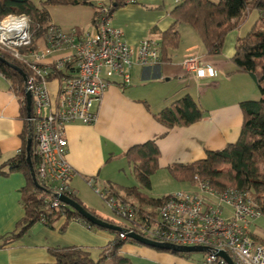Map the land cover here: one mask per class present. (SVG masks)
<instances>
[{
  "label": "crops",
  "instance_id": "crops-1",
  "mask_svg": "<svg viewBox=\"0 0 264 264\" xmlns=\"http://www.w3.org/2000/svg\"><path fill=\"white\" fill-rule=\"evenodd\" d=\"M176 1L171 0L168 5L164 0H138L113 12V24L124 31L127 42L135 49L146 37L161 43L160 63L134 64L129 84L114 76L113 85L99 105L98 123L93 126L74 123L67 128L69 160L76 171L71 187L99 213L89 196L91 190L95 191L89 184L90 179L96 181L97 187L110 186L119 195L126 193L123 188L139 185L126 156L130 147L158 139L162 155L160 168L152 175L155 181L158 175H163L161 172H169L168 166L172 163L193 162L204 158L208 150L234 143L242 125L240 102L262 96L257 94L259 88L252 75L237 72L232 61L238 38L251 31L261 12L250 9L246 19L228 34L220 54H208L198 33L191 26L180 24L179 47L170 51V60L162 62L161 38L174 22L171 11ZM47 10L51 24L64 30L77 28L80 34L95 30L96 5H48ZM38 43L44 44L42 39ZM190 54L212 64L217 69L216 75L196 78L186 72L182 62ZM188 94L206 110L203 119L189 126L174 127L166 133L168 129L156 121L154 114ZM21 100L23 97L14 93L8 79L0 74V166L4 171L9 170L5 163L23 146L25 121ZM123 161L126 169L120 168L119 163ZM26 183L23 172H0V264H54L55 258L49 252L54 247H84L97 258L101 249L114 240L115 234L110 230L89 228L79 220L68 222L62 229L65 219L61 218L54 227L38 222L20 239L4 245V237L15 230L25 214L21 189ZM252 229L263 230L264 218L257 220ZM121 254L129 258L131 264H198L203 260L133 242H126Z\"/></svg>",
  "mask_w": 264,
  "mask_h": 264
},
{
  "label": "built area",
  "instance_id": "built-area-1",
  "mask_svg": "<svg viewBox=\"0 0 264 264\" xmlns=\"http://www.w3.org/2000/svg\"><path fill=\"white\" fill-rule=\"evenodd\" d=\"M23 17L26 25L21 23ZM112 20L111 6L100 0L92 33L80 34L77 28L67 31L51 24L42 38L43 45H34L27 14L10 13L0 20V48L29 69L26 90L32 95L29 121L35 143V173L39 183L56 195L54 207L66 205L57 195H76L70 184L76 171L69 160L68 126L98 123L99 105L114 76L129 84L134 64L160 63L159 41L146 37L135 49ZM182 64L196 78L217 73L196 54L187 55ZM209 67L213 75L208 74ZM61 70L65 74H59ZM53 80L58 81L54 94L49 86ZM196 181L194 191H179L165 198L155 215L143 214L110 186L97 187L94 179L89 184L118 216L131 223V231L158 242L210 248L198 264H229L219 251L228 253L235 264H264V229H252L263 214L249 193L236 188L220 190L198 177ZM120 237L128 235L121 232Z\"/></svg>",
  "mask_w": 264,
  "mask_h": 264
},
{
  "label": "trees",
  "instance_id": "trees-1",
  "mask_svg": "<svg viewBox=\"0 0 264 264\" xmlns=\"http://www.w3.org/2000/svg\"><path fill=\"white\" fill-rule=\"evenodd\" d=\"M138 0H136L137 2ZM112 12L127 0H107ZM93 4L91 0H42L37 4L34 0H0V20L10 13L27 14L32 21V36L34 45L42 39L51 25L48 5ZM97 6V4H96ZM251 8L258 9L262 16L244 37L238 38L232 61L237 72L249 73L254 78L260 92L259 99H246L240 102L242 111V125L239 136L234 143H228L217 150H208L204 158L189 163H172L168 166L171 176L180 182L191 183L196 187V177L209 180L217 189L236 188L249 193L264 218V0H177L171 15L173 24L162 34V62L170 60V51L179 47L181 33L180 24L191 26L199 35L208 54L223 52L228 34L238 28L246 19ZM0 56L22 68L29 74V69L21 62L10 57L0 48ZM73 70V68H71ZM0 73L10 82V87L18 96H22V115L24 131L22 133L23 146L21 150L5 164L9 166L0 172L20 171L26 177V185L21 189L24 216L17 222L13 232L4 237V245L20 239L38 222L48 227L54 225L61 218L65 219L62 229L73 220H81L95 229L110 230L115 234L114 240L104 246L97 258L91 256L84 247H54L49 252L55 258L54 264H131L129 258L121 254V248L126 242L139 244L129 237L123 239L121 232L126 235L134 229L128 221L121 222L115 218L103 216L94 208L84 203L75 194L72 198L82 204L90 213L112 224L120 226L117 231L96 226L69 205L52 206L56 195L47 187H38L31 177L27 160V141L33 138L32 124L27 112L26 80L22 74L12 66L0 61ZM59 74H65L63 70ZM54 74L52 77H54ZM54 79V78H53ZM206 110L191 95H185L154 114V118L168 130L174 127L189 126L203 119ZM158 139H151L130 147L126 156L132 165L138 180V186L125 187V194L120 196L133 204L136 203L140 212L156 214L159 204L170 195L162 198L149 196L145 190L152 188V175L160 168L162 155ZM33 142L31 155L34 169L36 157ZM196 189V188H195ZM119 194V193H118ZM254 224L252 225L253 228ZM175 255L186 256L172 250L155 248Z\"/></svg>",
  "mask_w": 264,
  "mask_h": 264
},
{
  "label": "water",
  "instance_id": "water-1",
  "mask_svg": "<svg viewBox=\"0 0 264 264\" xmlns=\"http://www.w3.org/2000/svg\"><path fill=\"white\" fill-rule=\"evenodd\" d=\"M0 61L7 63L8 65L12 66L13 68H15L17 71H19L22 76L24 77V79L26 80L27 74L22 70V68H20L19 66L13 64L12 62L8 61L7 59L3 58L0 56ZM26 98H27V112H28V116H30L31 114V110H32V95L29 91L26 92ZM32 145H33V138L30 137L27 141V160L30 166V172H31V177L33 179V182L36 186L38 187H43L37 177H36V173H35V169H34V165L32 163V155H31V149H32ZM57 197L59 198L60 201H62L64 204L69 205L71 207H73L76 211H78L84 218H86L88 221H90L91 223H93L96 226H100V227H105V228H109V229H113V230H121L122 228L118 225L112 224L102 218H99L98 216L90 213L82 204H80L78 201H76L74 198H72L69 195L66 194H59L57 195ZM128 237L131 239L136 240L137 242H139L140 244H144L150 247H154V248H161V249H166V250H172V251H176L179 253H192V252H207L210 251V248L208 247H204V246H185V245H175V244H171V243H163V242H158L155 240H151L149 238H146L144 236H142L141 234L135 232V231H130L128 234ZM219 255L223 256L229 264H235V262L232 260V258L230 257V255L228 253H226L225 251H219L218 252Z\"/></svg>",
  "mask_w": 264,
  "mask_h": 264
},
{
  "label": "rangeland",
  "instance_id": "rangeland-1",
  "mask_svg": "<svg viewBox=\"0 0 264 264\" xmlns=\"http://www.w3.org/2000/svg\"><path fill=\"white\" fill-rule=\"evenodd\" d=\"M34 1L37 4H39L40 1H42V0H34ZM91 1L93 2V4H89V5L94 6L100 0H91ZM102 1L106 2L107 0H102ZM164 1H166V3L168 4V2H170L171 0H164ZM172 2H173V0H172ZM57 85H58V81L57 80H53V81L50 82L49 86H50V90H51L52 94H54L56 92ZM257 94L260 96V94H261L260 90H257ZM123 162L119 163V165L122 164V166H120V168L126 169L127 165H125V161H123ZM160 174H163V175H158V177H156L155 181L152 180L153 181L152 182V188L149 189V190H145L148 193L149 196H152V197H155V198H162L164 196L171 195V194H174V193L179 192V191H183V192L194 191L195 188H196L191 183L180 182V181L175 180L170 175L169 172L168 173L167 172L166 173L161 172ZM89 196L91 198V201L97 205L98 209L100 210V214L101 215H103L105 217L108 216L110 218H115L116 220H119L121 222H125L120 216H118L107 205L106 201L103 198H101L95 191L93 192V190H91ZM87 205H89V204H87ZM206 254H207L206 252H201V251L188 253L189 256H194V257H197V258H200V257L203 258V257H205Z\"/></svg>",
  "mask_w": 264,
  "mask_h": 264
},
{
  "label": "clouds",
  "instance_id": "clouds-1",
  "mask_svg": "<svg viewBox=\"0 0 264 264\" xmlns=\"http://www.w3.org/2000/svg\"><path fill=\"white\" fill-rule=\"evenodd\" d=\"M21 23L26 25L27 24V18L26 17L21 18ZM203 74L204 73L202 72L201 75H203ZM208 74L209 75H213L214 74V70L211 67H209V69H208Z\"/></svg>",
  "mask_w": 264,
  "mask_h": 264
}]
</instances>
